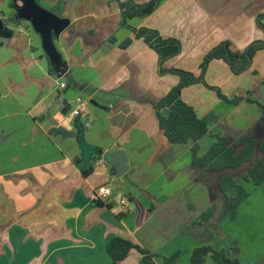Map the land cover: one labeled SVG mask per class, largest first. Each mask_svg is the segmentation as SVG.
<instances>
[{"label": "crops", "instance_id": "obj_1", "mask_svg": "<svg viewBox=\"0 0 264 264\" xmlns=\"http://www.w3.org/2000/svg\"><path fill=\"white\" fill-rule=\"evenodd\" d=\"M119 1L35 0L69 20L66 29L52 31L61 59L55 64L39 32L22 20L25 1L0 0V14L16 24L5 34L9 46L0 60V264H112L107 244L116 236L159 254L177 235H209L231 207L220 181L231 176L240 183L230 171L236 168L195 167L194 142L171 143L154 107L180 82L168 70L197 71L222 41L242 52L264 40V0H161L152 14L128 18L127 26ZM140 28L177 39L180 53L161 62L136 35ZM127 39L132 42L122 47ZM217 89L243 99L229 103ZM77 98L84 111L72 116ZM181 99L207 122L200 156L216 134L229 146L244 137L263 140L264 49L239 75L213 60ZM103 185L112 187L113 198L101 204L93 196ZM212 205L215 214L201 222ZM140 259L132 250L119 264Z\"/></svg>", "mask_w": 264, "mask_h": 264}, {"label": "trees", "instance_id": "obj_2", "mask_svg": "<svg viewBox=\"0 0 264 264\" xmlns=\"http://www.w3.org/2000/svg\"><path fill=\"white\" fill-rule=\"evenodd\" d=\"M160 2L161 0H150L137 4L132 1H119L124 9L121 25L127 26L128 18L145 17L152 14ZM262 17H264V14L259 17L260 23ZM262 27L264 29L263 24ZM135 31L139 38H143L147 44L158 52L161 62L178 55L181 51V44L177 39L163 38L159 31L148 28H140ZM131 42V39H127L121 46L126 47ZM262 49H264V40L253 42L242 52L234 50L230 41L220 42L207 53L197 71L168 70L167 72L177 74L180 77V82L154 107L160 128L171 143L185 144L189 141L194 142L192 147L193 164L202 170L217 171L237 168L250 162L256 149H259L261 152L260 159L242 177L245 182L253 181L255 185L264 183V139L258 142L249 137H244L237 142L239 145L244 146L240 152H237L236 146H229L224 137L216 134L214 135L216 142L204 155L200 156L199 141L209 133V128L206 120L199 117L195 109L181 99V92L185 87L203 81L207 67L213 60L226 62L232 72L239 75L251 68L254 57ZM217 93L220 99L233 104H238L243 99L242 97L229 99L219 89H217ZM260 107L264 113V107L261 105ZM164 108H168L167 115L162 113ZM89 172L84 171V175L88 176ZM220 189L223 195L229 199L233 209H237L249 197V192L245 187L231 176H224L221 179ZM232 191L233 194L229 195L228 193ZM100 203L102 204L101 201ZM215 212L216 205H212L200 215V221H208ZM132 250H136L141 255L140 264H157L156 257H159V254L152 253L130 239L116 236L107 244V252L112 259V264H119L124 261ZM207 253L211 254L216 264H242L237 256L231 257L224 249L217 250L211 245H203L194 249L190 264H203ZM181 254L182 251L178 250L171 256L164 257V264H178Z\"/></svg>", "mask_w": 264, "mask_h": 264}, {"label": "rangeland", "instance_id": "obj_3", "mask_svg": "<svg viewBox=\"0 0 264 264\" xmlns=\"http://www.w3.org/2000/svg\"><path fill=\"white\" fill-rule=\"evenodd\" d=\"M42 6H44L41 3ZM11 6V5H10ZM4 30L0 33V60L9 46L6 32H13L15 22L12 15L0 14ZM19 17V16H18ZM20 18V17H19ZM29 22L26 19H22ZM8 61V60H7ZM6 61V62H7ZM10 66V65H8ZM1 69V68H0ZM54 85V89L56 90ZM237 152L242 150L241 144L234 143ZM261 152L256 149L253 159L244 165L230 170L239 179L240 184L249 192V197L236 210L231 207L221 212L218 227L209 229V235H196L192 238L177 235L174 241L168 243L156 257L157 264H164V257H169L176 251H182L178 264H190L191 255L197 247L211 245L217 250L224 249L229 256H237L242 264H264V183L255 185L253 181L245 182L242 177L260 159ZM237 249L234 254L233 249ZM203 264H216L211 254L207 253Z\"/></svg>", "mask_w": 264, "mask_h": 264}, {"label": "water", "instance_id": "obj_4", "mask_svg": "<svg viewBox=\"0 0 264 264\" xmlns=\"http://www.w3.org/2000/svg\"><path fill=\"white\" fill-rule=\"evenodd\" d=\"M25 7L22 10V14L26 20L30 21L34 28L39 32L43 40V46L46 52L49 54L51 60L55 64H60V55L56 50V47L52 39V31L60 32L62 29H66L69 25L68 19H59L51 12L43 10L35 0H24ZM4 23L0 20V33L4 30ZM122 153H119L120 156ZM122 160L117 164L120 166Z\"/></svg>", "mask_w": 264, "mask_h": 264}, {"label": "built area", "instance_id": "obj_5", "mask_svg": "<svg viewBox=\"0 0 264 264\" xmlns=\"http://www.w3.org/2000/svg\"><path fill=\"white\" fill-rule=\"evenodd\" d=\"M56 86H59L63 89L66 88L65 83L57 82L55 83ZM75 107L72 109L71 114L72 116H79L84 111L85 101L82 98H77L75 100ZM113 198V189L111 186L103 185L96 188L94 192L93 199L98 202H108ZM129 204V199L127 197H123L120 200V206L122 208H126Z\"/></svg>", "mask_w": 264, "mask_h": 264}]
</instances>
